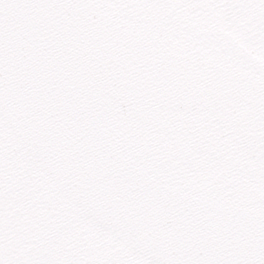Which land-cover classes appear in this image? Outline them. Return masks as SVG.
I'll list each match as a JSON object with an SVG mask.
<instances>
[{"label":"snow or ice","instance_id":"6c2138e0","mask_svg":"<svg viewBox=\"0 0 264 264\" xmlns=\"http://www.w3.org/2000/svg\"><path fill=\"white\" fill-rule=\"evenodd\" d=\"M0 264H264V0H0Z\"/></svg>","mask_w":264,"mask_h":264}]
</instances>
